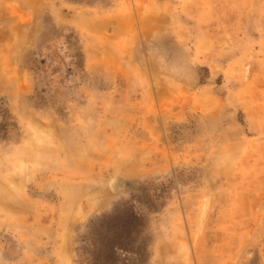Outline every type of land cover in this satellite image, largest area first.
I'll use <instances>...</instances> for the list:
<instances>
[{"label": "rangeland", "instance_id": "obj_1", "mask_svg": "<svg viewBox=\"0 0 264 264\" xmlns=\"http://www.w3.org/2000/svg\"><path fill=\"white\" fill-rule=\"evenodd\" d=\"M0 264H264V0H0Z\"/></svg>", "mask_w": 264, "mask_h": 264}, {"label": "trees", "instance_id": "obj_2", "mask_svg": "<svg viewBox=\"0 0 264 264\" xmlns=\"http://www.w3.org/2000/svg\"><path fill=\"white\" fill-rule=\"evenodd\" d=\"M117 247H121V248H125V246L123 245V244H118L117 243V245H116ZM117 247H115L113 250H116L117 249Z\"/></svg>", "mask_w": 264, "mask_h": 264}]
</instances>
